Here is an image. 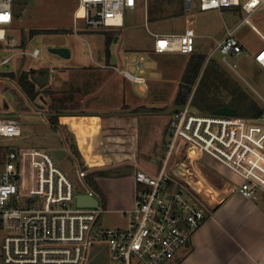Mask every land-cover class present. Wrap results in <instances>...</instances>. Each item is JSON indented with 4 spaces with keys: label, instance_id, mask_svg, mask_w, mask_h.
<instances>
[{
    "label": "built area",
    "instance_id": "obj_1",
    "mask_svg": "<svg viewBox=\"0 0 264 264\" xmlns=\"http://www.w3.org/2000/svg\"><path fill=\"white\" fill-rule=\"evenodd\" d=\"M14 0H0V69L19 57L39 59L42 50H29L11 30ZM201 12L237 9L245 14L242 21L219 42L206 59L216 53L227 57L243 53L236 33L248 25L264 40L255 23L264 10V0H197ZM194 0H183L186 10ZM138 0H79L75 13L89 30L114 31L124 27L126 10H134ZM264 22V20H263ZM75 32L78 30L75 28ZM152 51L156 54L192 55L198 37L194 18H188L181 34H153ZM2 52L9 53L4 58ZM264 47L255 55L264 69ZM118 71L142 90H149L145 76V58L140 52L127 54ZM203 69V71H204ZM193 95L176 111L168 126L169 139L157 174L146 170L135 173L134 208L127 211L124 228L104 227L101 216L106 209L86 182L87 172L79 169V188L63 171L55 155L45 149L1 148L0 157V264H91L96 246L108 249L112 264H179L182 250L189 247L208 217V211L189 187L191 167L182 163L187 179L180 180L176 168L169 171L172 158L182 147L191 164L196 152L208 155L240 179L239 194L251 201H264V115L256 119L203 114L194 109ZM23 135L19 119L0 118V138L16 139ZM173 168L172 170H174ZM182 171V170H181ZM188 180V181H187ZM83 189L85 191H83ZM80 196L97 201L95 207H81Z\"/></svg>",
    "mask_w": 264,
    "mask_h": 264
},
{
    "label": "crops",
    "instance_id": "obj_2",
    "mask_svg": "<svg viewBox=\"0 0 264 264\" xmlns=\"http://www.w3.org/2000/svg\"><path fill=\"white\" fill-rule=\"evenodd\" d=\"M28 38L25 36L24 46L27 48L30 44ZM153 44L149 52H152ZM54 48H68L71 51L70 58H59L58 64L62 68L46 70L29 66L26 69L24 66L29 62L27 57L18 61L20 72L34 73L32 80L37 90L41 91L32 103L23 92L20 93L17 82L12 81L16 84L18 94L33 106L31 110L27 106L29 104L23 101V113L32 114L34 109L41 115L49 113L48 119L42 122L50 125L49 118L54 112H75L57 114L59 126L56 129L62 136L61 148L57 149L65 150L66 155L77 156L87 175L96 181L105 202L92 190L106 209L104 215L123 214L128 222L126 212L134 208L136 198L135 173L142 169L157 174L164 156L165 144L162 147V143L167 141L170 120L165 117L163 121V115L158 113L162 108L154 104L158 101L157 93L163 92L164 83L159 79L152 81V86L147 77V91L152 92H145L142 88L137 92L131 86L132 83L116 70L103 66L101 68L104 70L67 66V60L73 54L71 48L68 45ZM105 53L108 63L114 62L113 58L117 56L118 64L122 66L125 56L131 54L123 55L119 50L113 53L112 43L109 50L107 45ZM5 81L11 80L0 78V83ZM62 96H67L66 102L63 107L56 108V99ZM27 120H19L22 132L23 125L27 123L32 124V128L39 125L38 121ZM186 157V149L180 147L172 158L169 171L173 176L177 174L182 177L180 180H185L187 175L178 166L186 163L191 167L189 187L207 209L208 217L194 236L192 244L182 250L179 264H264V201L243 198L238 192L240 179L208 155L196 152L190 165L185 161ZM176 168L178 171L175 174Z\"/></svg>",
    "mask_w": 264,
    "mask_h": 264
},
{
    "label": "rangeland",
    "instance_id": "obj_3",
    "mask_svg": "<svg viewBox=\"0 0 264 264\" xmlns=\"http://www.w3.org/2000/svg\"><path fill=\"white\" fill-rule=\"evenodd\" d=\"M241 1L244 2L245 0ZM78 5L79 0L13 1L12 7L16 19H14L12 31L13 33L16 32L15 35L22 38V34H24L29 37L31 30H60L62 32L58 34L37 35L32 39L28 38L27 41L30 42L28 46L29 50L39 48L42 50V54L37 60H31L28 57L27 60L29 62L24 68L28 69L29 66L34 69L43 68L46 70L50 68H62L58 64L61 60L59 59L60 56L50 52L51 48L58 45H68L73 52L72 58L67 60V66H87V68L91 67L100 70H104L101 66L105 67L107 65H116L122 68V65L118 64L119 60L117 56L113 58L114 62L111 64L106 60V32H110V30H89L81 19L75 25L74 12L78 8ZM244 17L245 14L237 9L201 12L197 0H194L192 9L188 11H186L181 0H138L137 7L134 10H126L124 27L114 30L119 40L118 42H112V50L113 53L119 50L123 55L137 51L142 53L146 61V78L148 77L151 80L150 83L159 79L164 83L163 92L157 93L158 96L156 98L158 101H155L154 104L162 108L158 113L163 115V121L165 117L171 120L173 114L182 109V107L176 106L175 100L184 81L185 69L191 56L179 53L158 55L154 52H149L148 49L152 47L154 41L152 34H181L184 30L186 19L194 18V26L198 35L196 39V51L197 53L205 54L208 58L217 42L221 41L230 30H233ZM263 20L264 10L254 17V21L259 25L262 35H264ZM75 28L80 32H74ZM236 37L244 46L243 53L236 57H227L228 64L222 61L219 53H216L205 66V68L209 66L206 77L201 83L202 74V77L193 89L191 94V96L193 95L192 105L200 113H207V103L214 101L213 96H216V93L223 91V95L226 94L223 90L225 87L218 84L217 77L220 78L219 80H222L221 83L226 82L225 80L228 79L232 84H238L264 108V69L254 60L255 55L264 47V40L248 25L241 27L236 33ZM8 54L7 52H2L1 57L4 58ZM22 58L19 56L15 57L7 67H2L0 72H14L19 77L22 72H20L21 68L18 65V61ZM33 75L34 73H32ZM131 86L137 92L141 91L138 85L132 83ZM14 89L15 91L17 90L16 84L12 81L0 83V118H17L21 122L28 119L30 122L38 121L39 125L37 128L33 127L36 132L35 134H33L32 124L27 123L23 125V135L21 138L13 140L0 138V147L7 150L22 148L45 149L50 152L61 148V132L53 129L49 124L42 122L43 119H48L49 113L45 112L41 115L35 112L36 109L33 110L32 114L23 113V101L29 104L27 106L31 110L33 106L22 95L18 94L17 91L16 93ZM19 91L22 94L20 88ZM139 94L142 95V93ZM53 98L54 96L52 97V102ZM65 98V96L57 97L56 108L64 106V102H66ZM56 100H54V104ZM59 113L69 114L75 112L60 110L54 112L51 117ZM163 144L166 143L163 142L162 147ZM2 156V151L0 150V157L2 158ZM77 159L79 160L77 156L74 157L67 154L61 160H57V162L76 186L82 188V181L79 179L78 171L83 168V164ZM83 191L85 190L83 189ZM100 222L107 227L120 228L125 227L128 223L123 214H103ZM2 237L3 233L0 232V241ZM91 254V263H111L108 249L105 246L94 247Z\"/></svg>",
    "mask_w": 264,
    "mask_h": 264
},
{
    "label": "trees",
    "instance_id": "obj_4",
    "mask_svg": "<svg viewBox=\"0 0 264 264\" xmlns=\"http://www.w3.org/2000/svg\"><path fill=\"white\" fill-rule=\"evenodd\" d=\"M181 1L183 3V0ZM14 19H16L15 14H14ZM58 33H62V32L60 30H31L29 33V38H33L37 35H42V34L49 35V34H58ZM106 34H107L106 43L108 45V50H109V46L114 41L115 37L117 36V33L115 31H110V32H106ZM25 40H26L25 35L22 34L23 45ZM190 56H191L190 60L185 69L184 81L180 87V90L175 100V104L178 107H183L186 105V103L190 99V96L193 92L196 83L198 82L200 76L202 77L201 74L204 72L201 80L202 83L209 70V66H207V68H205V71H203L207 59V56L205 54L197 53V51H195ZM32 73L33 72L24 71L18 77L14 72H9V73L1 72L0 78L9 79L11 81H17L19 88L24 93L26 98L33 103L37 99L40 92L36 88V83L32 80ZM217 79H218L217 80L218 84L222 85V87H225L223 90L226 94L223 95L224 94L223 91L216 93L215 94L216 96H213L214 101L211 103H207L206 114H212L215 110L228 106V107L236 108L238 110L237 116L241 118L256 119L264 115V108L261 107L252 98V96H250L247 92H245V90L241 88L238 84L235 83L232 84V82H230V80L228 79L225 80L226 82L221 83L222 80H219L220 79L219 77H217ZM65 97L66 100L67 96ZM49 122L50 125L54 129H56L59 126L58 115L51 117ZM85 180L88 186L101 197L104 203L105 197L102 191L100 190L99 186L97 185L96 181L90 175H87Z\"/></svg>",
    "mask_w": 264,
    "mask_h": 264
},
{
    "label": "water",
    "instance_id": "obj_5",
    "mask_svg": "<svg viewBox=\"0 0 264 264\" xmlns=\"http://www.w3.org/2000/svg\"><path fill=\"white\" fill-rule=\"evenodd\" d=\"M117 39L118 37L115 38V41ZM50 52L62 58H70V51L67 48H51ZM213 114L217 116L236 117L238 115V110L236 108L226 106L215 110ZM52 153L55 155L57 160H61L66 155L65 150L59 149L53 150ZM78 204L81 207H95L97 205V201L89 196H80L78 198Z\"/></svg>",
    "mask_w": 264,
    "mask_h": 264
},
{
    "label": "snow or ice",
    "instance_id": "obj_6",
    "mask_svg": "<svg viewBox=\"0 0 264 264\" xmlns=\"http://www.w3.org/2000/svg\"><path fill=\"white\" fill-rule=\"evenodd\" d=\"M8 18L6 16L4 17H0V20H7ZM262 59H264V57H261Z\"/></svg>",
    "mask_w": 264,
    "mask_h": 264
}]
</instances>
